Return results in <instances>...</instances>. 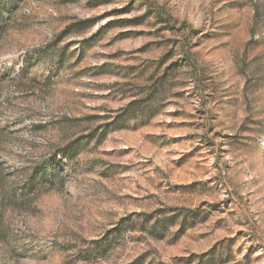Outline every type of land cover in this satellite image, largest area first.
Returning a JSON list of instances; mask_svg holds the SVG:
<instances>
[{"label": "rangeland", "instance_id": "obj_1", "mask_svg": "<svg viewBox=\"0 0 264 264\" xmlns=\"http://www.w3.org/2000/svg\"><path fill=\"white\" fill-rule=\"evenodd\" d=\"M0 264H264V0H0Z\"/></svg>", "mask_w": 264, "mask_h": 264}, {"label": "trees", "instance_id": "obj_2", "mask_svg": "<svg viewBox=\"0 0 264 264\" xmlns=\"http://www.w3.org/2000/svg\"><path fill=\"white\" fill-rule=\"evenodd\" d=\"M137 102H138V101H133V102H131V103L128 105V107L126 108V111H125V112H127V110H130V109L132 108V106H134ZM128 113H129V112H128ZM136 115H137V114H127V118H135V117H137Z\"/></svg>", "mask_w": 264, "mask_h": 264}]
</instances>
